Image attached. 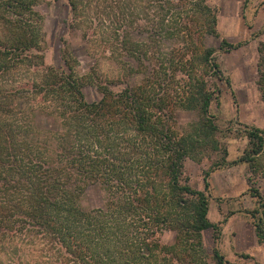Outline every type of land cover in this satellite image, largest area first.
<instances>
[{"label":"trees","instance_id":"obj_1","mask_svg":"<svg viewBox=\"0 0 264 264\" xmlns=\"http://www.w3.org/2000/svg\"><path fill=\"white\" fill-rule=\"evenodd\" d=\"M41 1L0 0V264H209L208 229L214 264H234L218 247L229 215L209 217L210 177L239 164L256 169L264 128L245 126V147L230 158L212 106L218 82L231 86L219 52L248 40L208 44L220 37L210 0H66L68 29L100 40L122 70L81 73L67 39L62 65L47 64ZM257 71L264 101V39ZM179 109L196 120L181 125ZM216 155L204 187L193 186L187 160ZM93 183L105 193L96 208L83 203ZM251 195L247 212L264 245V196ZM166 230L176 232L173 243Z\"/></svg>","mask_w":264,"mask_h":264},{"label":"rangeland","instance_id":"obj_2","mask_svg":"<svg viewBox=\"0 0 264 264\" xmlns=\"http://www.w3.org/2000/svg\"><path fill=\"white\" fill-rule=\"evenodd\" d=\"M219 8L218 30L220 37H208V44L219 47L221 38L230 42L248 40L242 47L228 53L219 52V61L225 74L231 79V86L219 81L220 100L214 102L212 110L218 115V123L226 129L224 138L230 151V158H236L243 151L246 138L242 136L245 126L254 125L264 128V101L258 89V42L264 39L261 30L264 26V0H210ZM37 9L44 17L46 32L45 58L47 64L61 66L63 41L67 39L73 46L78 59V70L86 73L96 68L100 74L114 77L121 73V67L112 56L111 51L96 38L84 36L83 31L71 32L68 29V6L66 0H42ZM233 92L236 96L234 102ZM89 100L99 97L93 86L85 88ZM177 118L181 125L187 126L196 120V113L179 109ZM205 158L201 163L192 159L186 162L185 173L191 184L203 188V170L217 159ZM211 197L209 217L213 222L222 224V234L218 247L225 257L234 264H264V245L259 242L251 215L256 198L252 189L256 188L264 196V152L258 160L256 169L248 164H239L231 168L218 170L210 177ZM105 193L99 183L87 187L83 201L87 207L103 205ZM233 212V213H232ZM204 244L208 252L209 264L215 246L213 230L204 232ZM174 230H166L163 240L173 243ZM247 255V256H245Z\"/></svg>","mask_w":264,"mask_h":264}]
</instances>
